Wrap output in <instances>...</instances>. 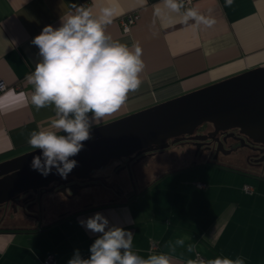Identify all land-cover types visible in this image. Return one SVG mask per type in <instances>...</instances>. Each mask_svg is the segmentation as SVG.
I'll list each match as a JSON object with an SVG mask.
<instances>
[{
    "label": "crops",
    "instance_id": "crops-1",
    "mask_svg": "<svg viewBox=\"0 0 264 264\" xmlns=\"http://www.w3.org/2000/svg\"><path fill=\"white\" fill-rule=\"evenodd\" d=\"M73 3L82 2L0 0V80L7 85L0 96L10 90L25 94L22 100L7 96L9 107L0 111V162L34 150L28 144L30 133L48 128L55 115L51 106L37 111L31 104L33 88L25 77L41 60L33 38L45 26L60 27ZM177 3L182 7L173 12L164 0L83 2L94 14L114 8L107 33L129 48L138 45L144 63L139 89L98 126L264 66V0H233L230 7L225 0ZM189 10L203 20H186ZM127 14L137 18L124 32L119 20ZM90 124V129L97 127L94 120ZM189 162L168 151L146 156L134 163L135 179L123 177L102 199L58 204L39 217L17 215V222H0V264H44L48 258L51 264H67L76 249L89 258V246L101 234L80 221L97 212L108 219V228L131 231L132 250L144 258L164 253L172 264H187L197 254L205 260L242 256L245 264H264V178L213 162ZM245 185L251 192L244 191ZM178 238L185 239V246L171 252L166 245Z\"/></svg>",
    "mask_w": 264,
    "mask_h": 264
},
{
    "label": "clouds",
    "instance_id": "clouds-1",
    "mask_svg": "<svg viewBox=\"0 0 264 264\" xmlns=\"http://www.w3.org/2000/svg\"><path fill=\"white\" fill-rule=\"evenodd\" d=\"M164 3L173 12L182 7L177 0H164ZM232 3L233 0H225L226 6ZM70 7L72 11L61 17L60 27L45 26L33 38L41 60L25 77L33 88L31 104L37 111L51 106L55 113L48 128L30 133L28 144L34 150H41V155L33 157L31 167L44 176L55 169L63 179L78 166L70 157L76 156L84 147L82 142L90 139V120L98 126L106 116L118 111L129 93L139 89L144 69L141 48L138 45L129 48L114 41L106 31L112 23L114 8L102 7L94 14L92 8L84 5L73 3ZM187 18L203 20L194 10L187 11ZM7 96L22 100L25 94L10 90L0 96V111L9 107L5 103ZM80 223L101 235L89 246V258H82L76 249L67 264H172L168 254H151L144 258L135 253L133 233L122 227L108 228V219L99 212ZM166 246L175 252L177 247L185 246V239L169 241ZM193 251V245L189 244L187 252ZM187 264H245V258L217 256L205 260L197 254V258L189 259Z\"/></svg>",
    "mask_w": 264,
    "mask_h": 264
},
{
    "label": "water",
    "instance_id": "water-1",
    "mask_svg": "<svg viewBox=\"0 0 264 264\" xmlns=\"http://www.w3.org/2000/svg\"><path fill=\"white\" fill-rule=\"evenodd\" d=\"M203 123L214 125L216 131L239 127L264 143V66L90 129V139L70 157L78 166L67 177L88 179L91 171L123 158L127 159L123 169L130 171L137 156L165 149ZM38 155L41 150L35 149L0 162V205L63 179L55 169L47 176L34 170L31 162Z\"/></svg>",
    "mask_w": 264,
    "mask_h": 264
},
{
    "label": "flooded vegetation",
    "instance_id": "flooded-vegetation-1",
    "mask_svg": "<svg viewBox=\"0 0 264 264\" xmlns=\"http://www.w3.org/2000/svg\"><path fill=\"white\" fill-rule=\"evenodd\" d=\"M215 128L217 127L210 123H203L196 127L191 135L182 137L180 141L170 144L167 148L137 156L129 165L132 175L136 161L146 156L169 151L171 145H176L181 147V156H191L192 162L203 160L215 163L220 154L235 153L236 159L241 164L240 168L238 167L239 170L241 169L249 176L264 178V143L256 142L241 133L239 127H229L231 129L218 131ZM126 160L123 158L118 160L115 166L111 165L105 169L101 168L102 170L91 171L88 179L82 180L69 176L66 179L53 181L47 187L38 189L36 192L22 193L13 201L0 205V222H17L13 221V217L17 215L27 218L41 216L44 207L37 208V203L49 192L51 193L45 197L47 198L46 204L54 206L58 204L74 206L81 202L88 204L94 198L102 199L105 192L117 185L116 182H110L109 173H119L124 170Z\"/></svg>",
    "mask_w": 264,
    "mask_h": 264
},
{
    "label": "rangeland",
    "instance_id": "rangeland-1",
    "mask_svg": "<svg viewBox=\"0 0 264 264\" xmlns=\"http://www.w3.org/2000/svg\"><path fill=\"white\" fill-rule=\"evenodd\" d=\"M181 147H179V146H176V145H171L170 147H169V154L172 156V158H179V159H181V160H183V155L181 156V149H180ZM235 153H231V154H220L217 158H216V161H215V163L216 164H218V165H221V166H225V167H230V168H232V169H234V170H236V171H239V172H242V173H244L245 175H247V176H249L247 173H245V172H243V171H241V169L239 170V168H240V165L241 164H239V162H238V160L236 159V155H234ZM157 156V155H156ZM191 157V156H190ZM189 156H187V158H190ZM203 160H201V162H202ZM118 162V160H113V161H111L107 166H105L103 169H105V168H108V167H111V165L113 166H115L116 165V163ZM189 163H192V161L191 162H189ZM239 167V168H238ZM99 170H102V169H99ZM109 180H110V182H118V181H121V184L123 183V177H125V180H133V175H132V173L130 172V171H128L127 169H124V170H122V171H120L119 173H109ZM120 179V180H119ZM134 179H135V177H134ZM109 182V181H108ZM49 193H51V192H49ZM49 193H47L46 195H48ZM46 195H44L45 197H46ZM45 197H43L42 199H41V201H38V203H37V208H39V206H40V208L43 206L44 208V210H45V208L46 207H54V205H48V204H46V201H47V198H45ZM47 197H50V196H47ZM56 206V205H55ZM44 210H42V212L44 211ZM40 212V211H39ZM41 212V213H42ZM41 216H42V214H41ZM17 218L19 219V216H14L13 217V221H17ZM21 218V217H20Z\"/></svg>",
    "mask_w": 264,
    "mask_h": 264
},
{
    "label": "built area",
    "instance_id": "built-area-1",
    "mask_svg": "<svg viewBox=\"0 0 264 264\" xmlns=\"http://www.w3.org/2000/svg\"><path fill=\"white\" fill-rule=\"evenodd\" d=\"M180 3L184 4L185 6H189L194 0H178ZM82 3H80L79 5H83V2H85V0H81ZM137 18L136 14H127L126 16L122 17L119 20V23L122 27V30L124 32H128L131 25L135 22ZM7 89V85L0 80V92L5 91ZM200 186H202V184H199ZM244 191L246 192H251L252 187L250 185H245L243 187ZM52 263V259L48 258L44 261V264H51Z\"/></svg>",
    "mask_w": 264,
    "mask_h": 264
}]
</instances>
